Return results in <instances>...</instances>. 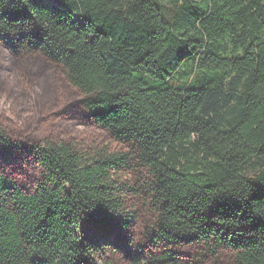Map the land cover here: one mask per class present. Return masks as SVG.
Wrapping results in <instances>:
<instances>
[{
  "label": "trees",
  "instance_id": "1",
  "mask_svg": "<svg viewBox=\"0 0 264 264\" xmlns=\"http://www.w3.org/2000/svg\"><path fill=\"white\" fill-rule=\"evenodd\" d=\"M161 1L0 0V264H264V0Z\"/></svg>",
  "mask_w": 264,
  "mask_h": 264
},
{
  "label": "rangeland",
  "instance_id": "2",
  "mask_svg": "<svg viewBox=\"0 0 264 264\" xmlns=\"http://www.w3.org/2000/svg\"><path fill=\"white\" fill-rule=\"evenodd\" d=\"M161 3L163 5H166L167 4V0H162ZM184 80L186 81V78H184V77L180 79V81H184Z\"/></svg>",
  "mask_w": 264,
  "mask_h": 264
}]
</instances>
